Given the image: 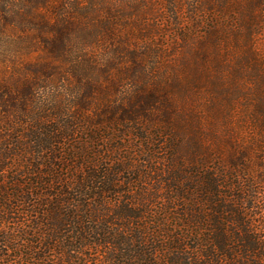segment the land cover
I'll use <instances>...</instances> for the list:
<instances>
[{
  "label": "trees",
  "instance_id": "16d2710c",
  "mask_svg": "<svg viewBox=\"0 0 264 264\" xmlns=\"http://www.w3.org/2000/svg\"><path fill=\"white\" fill-rule=\"evenodd\" d=\"M0 264H264V0H0Z\"/></svg>",
  "mask_w": 264,
  "mask_h": 264
}]
</instances>
